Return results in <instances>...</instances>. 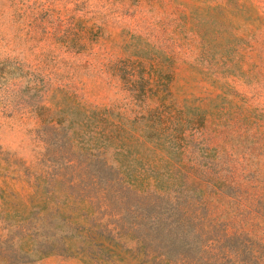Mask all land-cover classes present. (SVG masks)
<instances>
[{
	"label": "rangeland",
	"instance_id": "obj_1",
	"mask_svg": "<svg viewBox=\"0 0 264 264\" xmlns=\"http://www.w3.org/2000/svg\"><path fill=\"white\" fill-rule=\"evenodd\" d=\"M0 264H264V0H0Z\"/></svg>",
	"mask_w": 264,
	"mask_h": 264
}]
</instances>
